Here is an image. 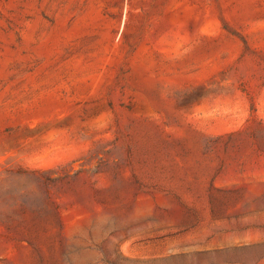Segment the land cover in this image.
I'll use <instances>...</instances> for the list:
<instances>
[{
	"label": "rangeland",
	"instance_id": "rangeland-1",
	"mask_svg": "<svg viewBox=\"0 0 264 264\" xmlns=\"http://www.w3.org/2000/svg\"><path fill=\"white\" fill-rule=\"evenodd\" d=\"M0 264H264V0H0Z\"/></svg>",
	"mask_w": 264,
	"mask_h": 264
}]
</instances>
